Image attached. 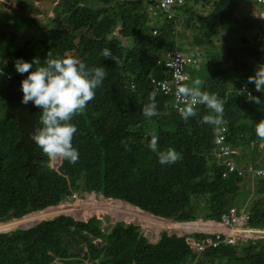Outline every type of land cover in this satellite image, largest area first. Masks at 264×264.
<instances>
[{
  "label": "trees",
  "instance_id": "16d2710c",
  "mask_svg": "<svg viewBox=\"0 0 264 264\" xmlns=\"http://www.w3.org/2000/svg\"><path fill=\"white\" fill-rule=\"evenodd\" d=\"M200 1L203 14L193 8ZM244 1L186 0L174 18L156 26L153 35L151 0H65L58 28L6 49L5 75L0 78V223L46 213L75 193H93L179 223L219 221L230 208L246 207L249 226L264 227V177L248 171L222 177L225 168L213 153V137L220 125L202 122L210 110L198 105L197 115L185 120L172 109L171 97L154 92L151 85L152 79L165 78L157 62L162 52L177 48L176 41L188 40L189 47L204 51L208 64L193 71L192 80L200 79L203 91L224 102L222 124L227 142L236 150V169L264 167V138L255 133L256 123L264 120V102L249 103L245 95L236 93L246 85L252 95H261L247 78L264 64V48L255 36L258 25L240 12ZM223 24L239 33V43L219 57L204 43ZM104 49L110 50L109 59L102 56ZM70 51L86 69L103 66L106 78L95 98L71 120L77 127L72 143L78 161L61 160L52 169L33 144L38 157L33 159L36 175H30L25 152L15 147L20 136L17 121L5 118L3 86L9 74H16V59L35 57L43 63L47 58H64ZM151 95L159 114L147 119L142 109ZM38 113H34L37 131ZM152 135L159 137L161 150L175 149L181 158L159 164L157 153L149 148ZM200 196L205 197L201 207L196 202ZM50 207L54 208L45 210ZM5 230L0 233V264H264V242L221 245L198 254L176 231H163L151 243L140 226L124 222L102 226L96 216L76 221L58 215L27 229Z\"/></svg>",
  "mask_w": 264,
  "mask_h": 264
},
{
  "label": "clouds",
  "instance_id": "9594fccd",
  "mask_svg": "<svg viewBox=\"0 0 264 264\" xmlns=\"http://www.w3.org/2000/svg\"><path fill=\"white\" fill-rule=\"evenodd\" d=\"M257 14L258 12L250 20L259 26L260 19L257 18ZM187 55L196 58L198 64L189 69L191 78L189 83L176 88L177 100L183 105L178 110L182 118L187 120L197 115L198 105H204L211 114L204 116L202 122L211 126L220 125L223 123L224 102L216 94L203 91L201 87L203 82L200 79L192 80L193 71L200 70L204 64L198 55L189 53ZM102 56L109 59L111 57L110 50L104 49ZM41 62L39 58L35 57L31 61L18 58L13 64L16 74L27 73L26 77L20 81L22 94L20 104L24 106L31 104L40 112L41 127L30 135V139L50 161L59 159L75 164L79 159V152L73 146L72 141L77 133V127L71 123V120L74 116L81 114L88 103L95 98L96 89L102 85L106 78V71L103 66L86 69L83 63L72 56L47 58L43 60V63ZM5 65L6 61L0 59V78L5 75ZM37 65L39 67L34 68ZM260 68L247 78V84H252L254 91L261 95L259 97L252 95L247 91L246 85L238 91L240 95L246 93V101L256 105L264 102V64ZM9 79H11L10 74L8 75ZM191 82L192 85L189 86ZM142 114L147 119L158 116L155 95L149 97V103L144 105ZM255 133L258 137L264 138V120L256 123ZM149 148L152 152L157 153L158 163L161 165L173 164L181 158L175 149L161 150L159 137L156 135L151 136ZM59 165L60 163L56 167ZM77 198L79 197L77 196Z\"/></svg>",
  "mask_w": 264,
  "mask_h": 264
},
{
  "label": "rangeland",
  "instance_id": "374dc122",
  "mask_svg": "<svg viewBox=\"0 0 264 264\" xmlns=\"http://www.w3.org/2000/svg\"><path fill=\"white\" fill-rule=\"evenodd\" d=\"M64 3L65 0H0V59L7 62L6 49H14L28 39H37L42 31L50 28H58L64 17L63 14L60 13ZM202 5L203 2L200 1L199 5L193 8L197 9L199 14H203L205 9L202 8ZM188 6L192 5L190 4ZM56 18L58 22L53 23ZM229 27L230 24L218 26L217 33L214 34L209 41H205L204 44L207 50L212 54L220 57L227 47L239 43V33H237V31L230 32L228 30ZM117 32L118 29L114 31L112 36H116ZM185 41L186 43L179 42L180 50L183 53L187 51L189 54H196L204 65L208 64V59L204 51L198 48L196 49L195 47H189V45H187L189 43L188 40ZM65 56L76 58V53L75 51H70L67 52ZM38 118H40V112L38 113ZM262 146L261 144L259 147ZM60 162L61 160L59 159L54 162L49 160V167L55 169ZM77 196L78 194L75 193V195L70 197L69 201H65L56 206L57 208L53 209V211H48L50 214L32 215L37 213L33 212L25 215L21 219L0 223V233L3 232L1 231L2 229H6L5 231L27 229L40 221L52 219L58 215H67L71 216L76 221H86L91 216H96L102 219V226H109L116 222L131 223L140 226L142 233L151 243H155L159 239L160 233L163 231L169 234L175 231L179 235L184 234L180 225H176L173 221L143 220L142 218L144 216L140 215L138 217L135 215V206L126 205V203L122 201L103 199L100 195H95L93 193H84L82 196H78L79 198H77ZM204 200L205 197L203 196L196 199L199 207L203 205ZM195 220H197V218Z\"/></svg>",
  "mask_w": 264,
  "mask_h": 264
},
{
  "label": "built area",
  "instance_id": "2783aa9c",
  "mask_svg": "<svg viewBox=\"0 0 264 264\" xmlns=\"http://www.w3.org/2000/svg\"><path fill=\"white\" fill-rule=\"evenodd\" d=\"M248 1L260 7L257 14V18L260 19L259 26L255 36L256 41L264 48V0ZM184 4L185 0H151L152 10L149 16L151 22L156 24H151V28L153 29L152 34L154 35L157 32L156 26L161 25L162 21L174 18V10ZM157 64L162 65L165 78L151 80L153 91L171 97L170 105L172 109L180 114L178 109L183 105L177 100L176 88L189 83L191 80L189 69L198 64L197 59L175 48L162 52ZM244 87L241 86L236 93L240 94L238 91ZM247 91L252 93L248 88ZM226 134L225 125L220 124L213 137L214 156L221 159V165L225 168V171L222 172V177H227L229 174L235 172L238 175H243L246 171L251 172L252 175L264 177V167L236 169L234 162L236 150L230 147ZM249 219V213L245 208H230L221 215L219 221L198 220L196 223H200L204 227L202 229H194L193 227L182 229L184 231L183 235H185L186 243L198 254L203 253L207 249H215L221 245L242 247L250 242H264V227H250ZM196 235L199 237H196Z\"/></svg>",
  "mask_w": 264,
  "mask_h": 264
},
{
  "label": "water",
  "instance_id": "95a60500",
  "mask_svg": "<svg viewBox=\"0 0 264 264\" xmlns=\"http://www.w3.org/2000/svg\"><path fill=\"white\" fill-rule=\"evenodd\" d=\"M26 75L27 73L22 75L15 74L3 86L5 118H11L17 121V130L20 136L15 143V147L22 149L26 154L24 165L28 169V174L36 175L33 159L38 156L33 152L34 143L30 139V135L37 131L34 112L38 109L31 104L27 106L20 104L22 95L20 92V81Z\"/></svg>",
  "mask_w": 264,
  "mask_h": 264
},
{
  "label": "bare ground",
  "instance_id": "6f19581e",
  "mask_svg": "<svg viewBox=\"0 0 264 264\" xmlns=\"http://www.w3.org/2000/svg\"><path fill=\"white\" fill-rule=\"evenodd\" d=\"M243 42V41H242ZM12 77V76H11ZM127 205V204H126ZM53 211V210H52ZM135 212H136V214L135 215H137L138 217L140 216V215H142V216H144L142 219L143 220H149V219H151V220H154V221H156V220H165V219H162V218H157V217H155V216H152V215H147V214H144V213H140V212H138L137 210H136V208H135ZM46 213H49L50 214V212H46ZM43 214H45V213H43ZM171 221V220H170ZM174 222V221H173ZM176 225H180V228L181 229H186V228H194V229H202L203 227H204V225H202V224H200V223H186V222H182V223H179V222H174ZM8 229V228H7Z\"/></svg>",
  "mask_w": 264,
  "mask_h": 264
},
{
  "label": "crops",
  "instance_id": "0c3cea01",
  "mask_svg": "<svg viewBox=\"0 0 264 264\" xmlns=\"http://www.w3.org/2000/svg\"><path fill=\"white\" fill-rule=\"evenodd\" d=\"M241 14L244 15L245 17H247V19H251L253 15H255L260 7L259 6H256L254 5V3L252 2H247V1H244L243 5L241 6ZM251 35L253 34L254 35V31L253 32H250ZM250 36V35H249ZM179 42L180 41H176L175 42V47H177L178 49H180L179 47Z\"/></svg>",
  "mask_w": 264,
  "mask_h": 264
}]
</instances>
